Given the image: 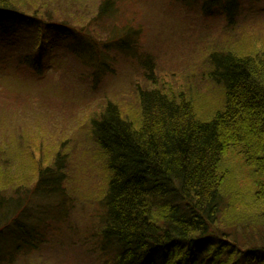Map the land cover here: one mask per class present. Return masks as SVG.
<instances>
[{"label":"trees","instance_id":"trees-1","mask_svg":"<svg viewBox=\"0 0 264 264\" xmlns=\"http://www.w3.org/2000/svg\"><path fill=\"white\" fill-rule=\"evenodd\" d=\"M65 1L0 0V72L15 63L43 76L60 53L100 81L118 57L140 59L135 26L112 22L117 2L103 0L82 24L80 9ZM183 1L205 16L224 15L229 25L246 2ZM236 48L210 56L211 78L222 88L218 103L154 88L139 91L141 108L131 117L112 101L93 117L108 171L97 231L108 264H264V49ZM60 155L38 168L28 189L10 175L0 183V264L44 247L35 199L68 209Z\"/></svg>","mask_w":264,"mask_h":264},{"label":"rangeland","instance_id":"rangeland-1","mask_svg":"<svg viewBox=\"0 0 264 264\" xmlns=\"http://www.w3.org/2000/svg\"><path fill=\"white\" fill-rule=\"evenodd\" d=\"M71 1L85 24L103 0L65 3ZM112 1L120 5L112 22L132 23L139 32L140 59L118 57L100 81L60 53L51 55V69L43 76L15 63L0 72V183L10 175L23 189L34 186L38 168L54 162L59 152L67 172L68 209H61L60 200L35 199L34 223L44 247L21 252L11 264H108L97 238L108 171L92 136L93 117L109 101L131 117L141 108L139 91L154 88L186 93L200 105L218 103L222 88L210 75L211 54L235 45L238 50L264 49V0H245L232 25L224 15L213 11L205 16L199 5L188 8L183 0ZM237 169L240 180L247 181V170Z\"/></svg>","mask_w":264,"mask_h":264}]
</instances>
